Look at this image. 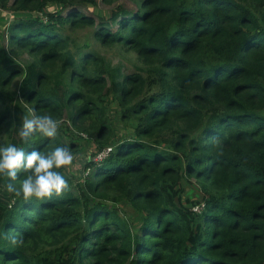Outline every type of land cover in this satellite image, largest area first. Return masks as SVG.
Segmentation results:
<instances>
[{
	"label": "trees",
	"instance_id": "obj_1",
	"mask_svg": "<svg viewBox=\"0 0 264 264\" xmlns=\"http://www.w3.org/2000/svg\"><path fill=\"white\" fill-rule=\"evenodd\" d=\"M86 1L0 0L32 14L0 42V145L94 148L81 182L59 169V195L25 200L0 176V264H264V0H131L108 17ZM86 28L137 69L112 71ZM33 115L57 135L25 142Z\"/></svg>",
	"mask_w": 264,
	"mask_h": 264
},
{
	"label": "clouds",
	"instance_id": "obj_2",
	"mask_svg": "<svg viewBox=\"0 0 264 264\" xmlns=\"http://www.w3.org/2000/svg\"><path fill=\"white\" fill-rule=\"evenodd\" d=\"M59 121L51 115L23 117L20 135L28 142L34 133L53 138L57 135ZM73 155L67 145L50 151L33 149L26 151L15 144L0 145V176L7 177L3 189L25 200L32 197L43 199L59 195L68 186V181L59 169L72 163ZM22 176L19 187L14 183Z\"/></svg>",
	"mask_w": 264,
	"mask_h": 264
},
{
	"label": "rangeland",
	"instance_id": "obj_3",
	"mask_svg": "<svg viewBox=\"0 0 264 264\" xmlns=\"http://www.w3.org/2000/svg\"><path fill=\"white\" fill-rule=\"evenodd\" d=\"M97 6H95L93 3L89 4L88 0L84 2V6L87 9V12H91L99 15H104L108 17L113 10H115L119 5H125L127 8H136V5L134 1L131 0H119L115 3L109 4L104 2L103 0H96ZM30 17L32 14L27 13H17L12 10H0V42L1 43H7V31L10 24L13 23L15 18L19 17ZM93 29L86 28L83 30L78 31L75 34V37L77 40L83 44L85 42H88L94 49L99 50L104 58L106 59V62L108 66L111 68L112 71L121 72L123 74L124 71H131L137 69V55L133 51H129L126 48H124L121 45H115L112 47H105L101 46L96 43V41L93 38ZM19 61L22 62L24 65H28L34 61V57L30 56L27 53H24L20 56ZM109 110V108H108ZM117 107L116 105H111V112L107 113V116L111 120H119L118 112H116ZM119 125V123H116ZM122 127V124L119 125V129ZM118 129V130H119ZM120 131V130H119ZM81 149L77 154L73 155V160L70 165L67 166V175L72 177L75 182H81L83 180L84 176H87L89 174V170H85V164L89 162V160L92 158L94 154V148L88 142V140L83 136L80 142ZM97 158V157H95ZM94 158V159H95ZM186 196L190 199L197 200L200 199L201 193H200V187L198 184L192 180L191 184H187V192ZM203 205H197L194 206V208L202 209ZM128 212L130 216L135 215V212L128 208Z\"/></svg>",
	"mask_w": 264,
	"mask_h": 264
},
{
	"label": "built area",
	"instance_id": "obj_4",
	"mask_svg": "<svg viewBox=\"0 0 264 264\" xmlns=\"http://www.w3.org/2000/svg\"><path fill=\"white\" fill-rule=\"evenodd\" d=\"M110 150H111V148H108V151H110ZM98 157H99V158L102 157V154H100ZM194 210H195V211H201V209H198V208H194Z\"/></svg>",
	"mask_w": 264,
	"mask_h": 264
}]
</instances>
